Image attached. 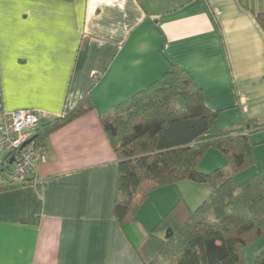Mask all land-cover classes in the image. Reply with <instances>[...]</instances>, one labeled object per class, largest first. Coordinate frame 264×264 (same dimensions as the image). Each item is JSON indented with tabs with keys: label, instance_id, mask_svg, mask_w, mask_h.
I'll return each instance as SVG.
<instances>
[{
	"label": "crops",
	"instance_id": "0c3cea01",
	"mask_svg": "<svg viewBox=\"0 0 264 264\" xmlns=\"http://www.w3.org/2000/svg\"><path fill=\"white\" fill-rule=\"evenodd\" d=\"M257 14L264 0H0V108L45 113L42 124L85 96L93 104L45 137L44 183L3 190L0 179V264H140L134 244L176 203L178 185L197 184L196 207L207 199L191 181L154 190L125 233L112 216L117 160L100 115L179 66L203 93L198 111H218L214 129L264 120ZM251 139L256 165L237 183L264 182V129ZM212 152L199 171L225 166Z\"/></svg>",
	"mask_w": 264,
	"mask_h": 264
},
{
	"label": "trees",
	"instance_id": "16d2710c",
	"mask_svg": "<svg viewBox=\"0 0 264 264\" xmlns=\"http://www.w3.org/2000/svg\"><path fill=\"white\" fill-rule=\"evenodd\" d=\"M256 21L264 33V14H257ZM199 108H204L202 91L181 67L172 66L100 115L117 160L112 216L125 233L139 221L138 212L154 190L186 181L210 189L194 210L178 197L142 242L134 244L140 264H245L243 249L264 236L263 180L259 174L235 180L256 165L251 135L264 129V120L214 129L218 111ZM92 109L90 97L81 98L60 117L40 124L35 144L43 145L49 133ZM210 149L223 156L225 166L201 172L197 166ZM1 166L6 185L1 189L21 186L7 184L8 167ZM253 264H264V249Z\"/></svg>",
	"mask_w": 264,
	"mask_h": 264
},
{
	"label": "built area",
	"instance_id": "2783aa9c",
	"mask_svg": "<svg viewBox=\"0 0 264 264\" xmlns=\"http://www.w3.org/2000/svg\"><path fill=\"white\" fill-rule=\"evenodd\" d=\"M43 118H46L45 113L38 111L7 112L0 108V163L1 167H8L4 173L7 184L36 187L44 183L36 175V167L45 149L32 139Z\"/></svg>",
	"mask_w": 264,
	"mask_h": 264
},
{
	"label": "rangeland",
	"instance_id": "374dc122",
	"mask_svg": "<svg viewBox=\"0 0 264 264\" xmlns=\"http://www.w3.org/2000/svg\"><path fill=\"white\" fill-rule=\"evenodd\" d=\"M212 153H216V155H220V154H218V152H212ZM0 157H1V155H0ZM221 157V156H220ZM208 159H210V154H208V155H206V156H204L201 160H200V162L203 164V163H206L207 161H208ZM199 162V163H200ZM202 164H200V165H202ZM199 165V164H198ZM209 166H212V167H207V168H210L209 170L210 171H212V170H215L216 168H217V165H213V163L212 164H209ZM199 168V167H198ZM209 172V171H208ZM183 185H186V186H184V187H189L190 189H189V191H188V193L186 192H184L183 191V188L184 187H182ZM190 185V186H189ZM194 185H197V184H189V182H188V184H182V185H178L177 187V189L180 191V194H182V196L184 197V199L185 200H187V202L189 203V204H191L192 205V208H193V210L196 208V205H193L191 202L193 201V199H191V198H193L194 197V194H195V189H196V187L197 186H194ZM207 189L209 188L208 186H205ZM210 190V189H209ZM179 194V197H182L181 195ZM187 196H189V198H190V196H191V198L190 199H188L187 198ZM182 197V198H183ZM189 200H192V201H189ZM195 204V203H194ZM195 206V207H194ZM155 215H157L156 213H154ZM163 217V216H162ZM161 217V218H162ZM264 249V236L263 237H261V238H259V239H257L256 241H254V242H251V243H249L244 249H243V257H244V259H245V264H253V261H254V258L256 257V255L261 251V250H263Z\"/></svg>",
	"mask_w": 264,
	"mask_h": 264
},
{
	"label": "water",
	"instance_id": "95a60500",
	"mask_svg": "<svg viewBox=\"0 0 264 264\" xmlns=\"http://www.w3.org/2000/svg\"><path fill=\"white\" fill-rule=\"evenodd\" d=\"M32 139H34V136L32 137ZM25 144H26V143H25ZM25 144H23L22 147H24ZM165 238H168L167 233L165 234Z\"/></svg>",
	"mask_w": 264,
	"mask_h": 264
}]
</instances>
